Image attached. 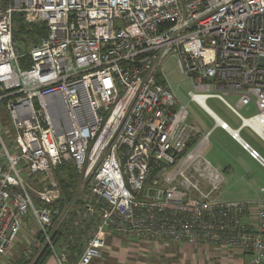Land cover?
<instances>
[{
  "label": "built area",
  "instance_id": "built-area-1",
  "mask_svg": "<svg viewBox=\"0 0 264 264\" xmlns=\"http://www.w3.org/2000/svg\"><path fill=\"white\" fill-rule=\"evenodd\" d=\"M20 13L47 29L26 52L13 39ZM170 59L190 82L189 102L264 168L240 137L247 127L264 141V0H0V114L16 146L0 130V261L30 214L37 232L22 253L30 261L47 247L69 264L54 231L91 222L70 264L100 259L108 235L140 252L142 243H173L193 258L264 264V202L218 199L223 175L203 155L210 131L171 92ZM209 98L239 127L212 113ZM65 163L80 176L77 194L88 192L80 209L56 205L55 170ZM21 171L43 175L42 189Z\"/></svg>",
  "mask_w": 264,
  "mask_h": 264
},
{
  "label": "crops",
  "instance_id": "crops-1",
  "mask_svg": "<svg viewBox=\"0 0 264 264\" xmlns=\"http://www.w3.org/2000/svg\"><path fill=\"white\" fill-rule=\"evenodd\" d=\"M228 97L237 103V96ZM207 101L212 102L213 107L208 104L207 106L220 120L226 122L231 128L239 127V120L217 99L209 98ZM198 108L197 115L189 111L190 121L203 131H210L203 155L223 175L218 199L250 201L254 204L259 201L264 202V168L251 158L227 132L215 126L214 120L202 108L199 106ZM240 111L249 114L246 116L249 117L255 113V108L249 105L247 108H241ZM240 137L264 161V141L247 127L240 130ZM106 243L102 257L92 260L90 264H186V257H190L187 247L173 243H161L159 247L142 243L140 249L144 252L136 250L126 237L119 235H108ZM45 264H56V262L49 258Z\"/></svg>",
  "mask_w": 264,
  "mask_h": 264
},
{
  "label": "trees",
  "instance_id": "trees-1",
  "mask_svg": "<svg viewBox=\"0 0 264 264\" xmlns=\"http://www.w3.org/2000/svg\"><path fill=\"white\" fill-rule=\"evenodd\" d=\"M23 14H15L13 16V39L20 45V49L28 51L31 47L36 46L39 41L47 34L46 24H31L26 23ZM56 178L58 179L61 196L56 205L61 210L69 205L80 209L86 203L83 202L84 196L88 193L86 189L77 194V189L80 186V176L75 168L70 163L62 164L55 170ZM50 208H55V206ZM56 212L55 214H57ZM92 228V223H81L78 226L69 224H60L53 233V244L58 251H63L67 254L69 263L74 262L77 255L82 251V242L86 239L89 230ZM40 238L39 235H37ZM51 250L45 247L40 254L32 261L26 260L22 254L11 259L10 264H45L50 258ZM190 258V257H189Z\"/></svg>",
  "mask_w": 264,
  "mask_h": 264
},
{
  "label": "rangeland",
  "instance_id": "rangeland-1",
  "mask_svg": "<svg viewBox=\"0 0 264 264\" xmlns=\"http://www.w3.org/2000/svg\"><path fill=\"white\" fill-rule=\"evenodd\" d=\"M23 18L26 23H31V24L40 23V22H27L24 16ZM17 45L20 47L18 43ZM164 73L166 75V81L170 87V90L175 95L176 99L181 103H185V104L188 103L189 111L193 115H197L199 111L198 106H196L194 103L189 102L188 97H187V92L191 89L190 82L184 75L179 73L176 63L173 59H170L167 61L164 67ZM226 99H228L230 103L234 104V100H232L231 98L226 97ZM207 104L210 107H213L211 101H207ZM241 113L244 116L249 115V114L244 113L243 111ZM0 119H1L0 130H1L2 138L6 146L8 147V149L10 151H14L16 150V146L14 144L13 132H12V129L10 128V121H9V118L6 112L0 114ZM21 176L24 179V181L30 186V188L36 189V190L42 189L43 186L38 185L37 181L41 179L43 175L37 174L36 176L28 172L21 171ZM36 232H37L36 225L34 224V220L32 219V217H30V214H29L28 217L23 218L21 230L19 231L16 237V241L7 250V253L1 259L0 264H10L11 259L22 254L26 245L36 235ZM186 260H185L186 264H227L225 261L218 262L215 260L211 261L210 259H199L196 256H194V258L186 257ZM240 260L243 262V264H251L249 256L240 257L236 260V262L239 263Z\"/></svg>",
  "mask_w": 264,
  "mask_h": 264
},
{
  "label": "bare ground",
  "instance_id": "bare-ground-1",
  "mask_svg": "<svg viewBox=\"0 0 264 264\" xmlns=\"http://www.w3.org/2000/svg\"><path fill=\"white\" fill-rule=\"evenodd\" d=\"M11 23H12V25L14 26V21H13V20L11 21ZM43 39H44V38H43ZM43 39H42V40H43ZM42 40H41V41H42ZM41 41H40V42H41ZM40 42H39V43H40ZM39 43H38V44H39ZM24 59H25V60H28V57H25Z\"/></svg>",
  "mask_w": 264,
  "mask_h": 264
}]
</instances>
